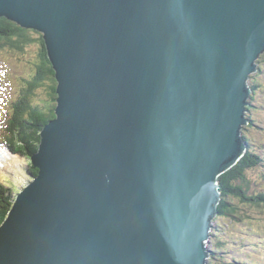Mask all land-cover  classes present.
<instances>
[{
	"label": "water",
	"instance_id": "obj_1",
	"mask_svg": "<svg viewBox=\"0 0 264 264\" xmlns=\"http://www.w3.org/2000/svg\"><path fill=\"white\" fill-rule=\"evenodd\" d=\"M0 17L42 33L59 81L0 264H208L264 0H0Z\"/></svg>",
	"mask_w": 264,
	"mask_h": 264
},
{
	"label": "trees",
	"instance_id": "obj_2",
	"mask_svg": "<svg viewBox=\"0 0 264 264\" xmlns=\"http://www.w3.org/2000/svg\"><path fill=\"white\" fill-rule=\"evenodd\" d=\"M11 53L20 56L21 62L25 64L24 68L27 70L21 75L17 68L19 63L9 59ZM23 58L27 61L24 62ZM257 68V72L252 74L249 80L253 95L247 116L251 119V123L242 129L248 150L234 167L219 178L222 198L210 236L215 251H211L208 264H240L239 262L245 258L243 253L234 254L236 251L232 249L228 254L222 251L225 238L227 239L229 234V229L225 228L228 226L225 219H229V222L234 220L242 222L245 219H255V211L260 215L264 214V175L259 178L251 176V171L264 169V146L254 144L250 136L253 126L257 123V118L252 112L264 110L258 105L261 101L260 97L264 95V54L258 59ZM0 69L2 70L0 88L7 90L17 76L19 83L18 91H12L13 96L6 95L8 99H5L1 94L11 108L4 116L0 114L2 140L14 153L27 159L29 174H37L39 170L29 160L38 151L43 126L55 117L58 97L56 72L48 56L42 34L24 28L7 17H0ZM40 89H45L44 101L36 100L37 91ZM0 104H4V101L0 100ZM259 129L264 132L262 127ZM16 193L17 187L0 180V226L9 215ZM222 221H224L223 227L219 224ZM260 224V230L264 231L262 229L264 222ZM218 226L224 229L220 230ZM217 231L219 234H213ZM252 232L259 233L254 230ZM239 249L242 250V245Z\"/></svg>",
	"mask_w": 264,
	"mask_h": 264
},
{
	"label": "rangeland",
	"instance_id": "obj_3",
	"mask_svg": "<svg viewBox=\"0 0 264 264\" xmlns=\"http://www.w3.org/2000/svg\"><path fill=\"white\" fill-rule=\"evenodd\" d=\"M9 59L10 61L13 59L14 61L19 63V67H17L19 70V75H21V73H24L27 70L24 68L25 64L21 62L22 58L20 56H16L13 53H11V55L9 56ZM23 61L26 62L27 61L26 58H23ZM1 71L2 70L0 69V72ZM11 72L14 74L13 71ZM25 75H27V72L25 73ZM12 81L13 83L9 84L7 90L0 88V100L4 98L3 95L13 96L14 95L12 93L13 90L14 92L18 91V88H19L18 76L15 77V79H13ZM45 98H46L45 89L38 90L36 100L44 101ZM260 99L261 101H260V104L258 105L264 108V95L261 96ZM0 107L2 109L4 108L5 114H7L9 110L11 109L9 104L6 101L4 102V105L0 104ZM252 113L256 116L257 123H255L256 126H253L250 136L252 137V140H254V144L264 146L263 144L264 132H261L259 129V127L260 128L262 127L264 131V110H259V111L255 110ZM5 114H2V116H4ZM0 138L3 139L2 128L0 132ZM0 148H6V147H3V145H0ZM6 149L9 151L8 148ZM247 150H248V144H247L246 152ZM11 154H12L11 158L10 159L8 158V160L4 164V167L1 168L0 166V180L8 182V184L13 185V187H17L18 189L17 192H18L20 189H22L23 186L29 183V173L27 171L28 162H27V159L21 155H17L13 153ZM243 156H241L238 159V161L234 162V164L229 169L234 167ZM228 170H226L225 172H227ZM263 175H264V169L260 171H251V176L254 178H259ZM256 212L257 211L254 212L255 219H252V220L245 219L242 222H240L239 220H234L232 222H229L230 221L229 219L224 220L225 223H228V226L225 228L229 229V234L227 235V239L225 238L226 242L224 243L225 246H224V250L222 251L225 254H228V252H230V250L232 249L236 251L234 254L239 253V252L243 253L245 258L242 259L241 262H239L240 264H264V231L260 230V225H261L260 223L264 222V214L260 215ZM215 217H217V214ZM213 221H212L211 232L213 230ZM224 221L219 223L222 227H223ZM218 228L220 230L224 229L219 226ZM262 229L264 230V228ZM252 230L258 231L259 233H253ZM214 233L215 235L216 233L219 234V231L213 232V234ZM210 236H211V233H210ZM241 245H242V250L239 249ZM208 251L210 252V254H211V251H215L211 238H209L208 240Z\"/></svg>",
	"mask_w": 264,
	"mask_h": 264
},
{
	"label": "bare ground",
	"instance_id": "obj_4",
	"mask_svg": "<svg viewBox=\"0 0 264 264\" xmlns=\"http://www.w3.org/2000/svg\"><path fill=\"white\" fill-rule=\"evenodd\" d=\"M56 80H57V83H58V85H59V81H58L57 78H56ZM58 85H57V88H58ZM57 94H58V92H57ZM5 99H8V97L5 96ZM2 100L5 102L4 99H2ZM2 105H4V104H2ZM0 113H1V114H5V110H4V108L2 109V108L0 107ZM8 149H9V151H10L11 153L16 154V153H14L10 148H8ZM9 151H8L6 148H0V166H1V168L4 167V164L6 163V161L8 160V158L10 159L11 156H12V154H11Z\"/></svg>",
	"mask_w": 264,
	"mask_h": 264
}]
</instances>
